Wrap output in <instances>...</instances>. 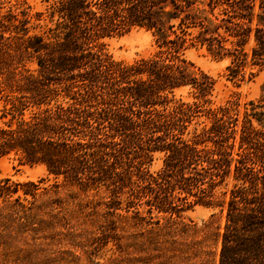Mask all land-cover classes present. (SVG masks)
Segmentation results:
<instances>
[{
  "label": "trees",
  "instance_id": "trees-1",
  "mask_svg": "<svg viewBox=\"0 0 264 264\" xmlns=\"http://www.w3.org/2000/svg\"><path fill=\"white\" fill-rule=\"evenodd\" d=\"M45 1L31 15L0 0V159L18 155L48 176L0 179V247L44 228L70 242V221H89L93 250L112 243L133 255L119 264H208L189 247L155 254L201 206L224 217L213 264H264V85L256 100L232 93L212 106L216 81L185 57L204 48L229 61L228 81L254 77L264 69V0ZM134 29L150 32L156 50L114 60L106 41Z\"/></svg>",
  "mask_w": 264,
  "mask_h": 264
},
{
  "label": "rangeland",
  "instance_id": "rangeland-1",
  "mask_svg": "<svg viewBox=\"0 0 264 264\" xmlns=\"http://www.w3.org/2000/svg\"><path fill=\"white\" fill-rule=\"evenodd\" d=\"M8 1V0H5ZM11 4L23 3L24 7H29V13L33 15L35 12H45L48 2L45 0H10ZM44 22L32 20L31 25H43ZM30 25V27H32ZM38 27L35 30L38 31ZM106 49L108 54L116 61L130 63L139 58L149 57L155 50L153 37L150 32L142 29H134L130 33L113 38L106 41ZM187 60L194 63L197 67L211 76L215 81V90L213 92L212 106L223 104L232 93H236L241 97L242 102L258 99L262 94L264 85V69L257 72L254 77L248 78V72L243 81L236 84L227 80L226 67L229 64L227 59H217L203 49H191L185 53ZM187 91L180 92L186 97ZM190 99V98H189ZM4 101L0 100V126L8 120L1 118ZM161 166L159 157L153 162L151 171H157ZM47 173L41 165H28L21 161L20 157L15 154L7 155L0 159V179L8 178L19 184L26 182L38 183L42 179H47ZM51 182L40 184L45 187ZM74 191V190H73ZM214 214V218L211 215ZM48 218V217H47ZM41 220H47L43 215L38 217L36 223ZM212 220V222H211ZM181 225H185V233L183 236L175 238L176 242L172 243L170 238H161V248L155 254L170 253L167 250L171 248L200 250L207 252L206 257L208 264H213L214 254L217 253L219 243L217 239L218 229L224 222L223 215L218 210L207 209L196 206L192 210L184 213L182 218L177 220ZM211 222V223H210ZM117 223L123 224L117 220ZM163 223V222H162ZM41 224V223H40ZM83 224V225H79ZM90 222L70 221L69 241L59 243L63 238L60 234L51 228H44L38 232L34 238L27 233L23 234V238H15L14 236L7 239L4 245L0 247V255L2 258H8V264H119L123 258H130L133 255H127L115 250L112 243L104 248L94 249L89 245L91 235L85 232L89 229ZM130 233L122 236V242L132 243V239H126ZM198 243H200L198 245ZM134 256H137L134 254ZM141 256H145L142 254ZM201 259L190 260L185 264H200ZM174 258L171 262L165 259H154L151 264H181L176 262Z\"/></svg>",
  "mask_w": 264,
  "mask_h": 264
}]
</instances>
